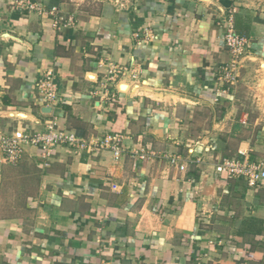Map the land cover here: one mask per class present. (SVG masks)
Wrapping results in <instances>:
<instances>
[{
    "label": "crops",
    "instance_id": "1",
    "mask_svg": "<svg viewBox=\"0 0 264 264\" xmlns=\"http://www.w3.org/2000/svg\"><path fill=\"white\" fill-rule=\"evenodd\" d=\"M229 11L247 39L233 69ZM52 117L91 150L0 153V264H264V186L214 173L239 151L264 162V0H0V132Z\"/></svg>",
    "mask_w": 264,
    "mask_h": 264
},
{
    "label": "built area",
    "instance_id": "2",
    "mask_svg": "<svg viewBox=\"0 0 264 264\" xmlns=\"http://www.w3.org/2000/svg\"><path fill=\"white\" fill-rule=\"evenodd\" d=\"M24 7L27 9L40 8L33 2L26 1ZM53 13L54 27L63 25H71L73 23L72 17L64 18L58 15L55 8L51 9ZM232 11H229L225 19V27L222 34V39L229 50L231 55V66L237 63L239 58L243 55L245 47L247 45V39L236 33L233 25ZM116 67L110 66L108 73L110 76L114 74ZM55 72L49 68L46 69L36 80L35 86L40 95V101L45 106H53L58 100V92L56 88ZM225 80L229 83H233L236 78L232 70L227 69L225 72ZM30 145L36 148L37 153L43 160V165H47L52 158L54 149L58 145H64L71 148L74 151H80L84 149L91 150L92 142L86 141L82 137L75 134L73 131L67 130L61 127L56 118L52 117L45 121L43 131L31 130V128L24 127L14 129L10 132H0V153L1 161L8 164H16L25 146ZM98 147L109 149L113 156H118L124 150L121 138L118 134L105 135L98 142ZM134 154L139 155L140 159L145 158L143 152L139 153L133 151ZM168 160L171 164L177 165L180 170L185 169L184 163H180V156L178 154L168 155ZM214 173L224 180L240 179L250 189H258L264 186V162L260 159L250 161L247 153L239 151V155L236 157H225L220 159L214 165Z\"/></svg>",
    "mask_w": 264,
    "mask_h": 264
},
{
    "label": "water",
    "instance_id": "3",
    "mask_svg": "<svg viewBox=\"0 0 264 264\" xmlns=\"http://www.w3.org/2000/svg\"><path fill=\"white\" fill-rule=\"evenodd\" d=\"M41 111L44 113H49L51 111V106H44L41 108ZM12 115V114H9Z\"/></svg>",
    "mask_w": 264,
    "mask_h": 264
},
{
    "label": "trees",
    "instance_id": "4",
    "mask_svg": "<svg viewBox=\"0 0 264 264\" xmlns=\"http://www.w3.org/2000/svg\"><path fill=\"white\" fill-rule=\"evenodd\" d=\"M235 29V28H234ZM237 33V32H236ZM238 34V33H237Z\"/></svg>",
    "mask_w": 264,
    "mask_h": 264
}]
</instances>
